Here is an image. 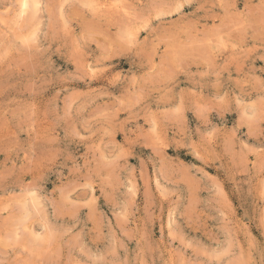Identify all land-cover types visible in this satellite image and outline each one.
I'll return each instance as SVG.
<instances>
[{
	"label": "clouds",
	"instance_id": "1",
	"mask_svg": "<svg viewBox=\"0 0 264 264\" xmlns=\"http://www.w3.org/2000/svg\"><path fill=\"white\" fill-rule=\"evenodd\" d=\"M0 264H264V0H0Z\"/></svg>",
	"mask_w": 264,
	"mask_h": 264
}]
</instances>
